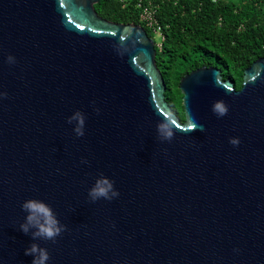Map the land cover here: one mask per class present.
I'll return each instance as SVG.
<instances>
[{
    "label": "water",
    "instance_id": "95a60500",
    "mask_svg": "<svg viewBox=\"0 0 264 264\" xmlns=\"http://www.w3.org/2000/svg\"><path fill=\"white\" fill-rule=\"evenodd\" d=\"M99 1L0 0V264H32L33 242L46 264H264V56L238 89L216 66L183 75L181 120L153 40ZM168 115L204 130L161 141ZM101 173L119 196L92 202ZM29 198L66 225L55 242L20 230Z\"/></svg>",
    "mask_w": 264,
    "mask_h": 264
},
{
    "label": "trees",
    "instance_id": "16d2710c",
    "mask_svg": "<svg viewBox=\"0 0 264 264\" xmlns=\"http://www.w3.org/2000/svg\"><path fill=\"white\" fill-rule=\"evenodd\" d=\"M138 0L122 4L100 0L94 4L101 17L144 27ZM164 39L155 43V61L166 85L165 99L184 119L179 79L201 66H216L223 78L240 88L246 67L264 56V0H152Z\"/></svg>",
    "mask_w": 264,
    "mask_h": 264
},
{
    "label": "clouds",
    "instance_id": "9594fccd",
    "mask_svg": "<svg viewBox=\"0 0 264 264\" xmlns=\"http://www.w3.org/2000/svg\"><path fill=\"white\" fill-rule=\"evenodd\" d=\"M7 59L10 64L15 63L13 56L9 55ZM6 95V93L0 92V98ZM97 111L99 110L97 109ZM212 111L217 116L223 117L228 113V106L222 99H218L213 102ZM68 123H74L73 131L76 136L81 137L84 135L85 116L81 111L76 110L73 112L68 117ZM198 128L200 131L204 130L203 125H198L194 121L181 126L171 115H168L157 123V134L161 141H171L177 130L192 132ZM229 142L234 146L240 143L237 137L230 138ZM118 196L119 192L115 189L114 182L102 173L97 177L88 191V197L92 202L101 198L112 200ZM21 209L26 213V216L24 222L19 225V228L25 234L30 233L33 240L44 239L55 242L56 238L66 230V225L59 221L52 207L42 200L35 198L26 199L21 204ZM25 255L33 256L32 264H46L49 260L48 250L35 242L25 249Z\"/></svg>",
    "mask_w": 264,
    "mask_h": 264
},
{
    "label": "built area",
    "instance_id": "2783aa9c",
    "mask_svg": "<svg viewBox=\"0 0 264 264\" xmlns=\"http://www.w3.org/2000/svg\"><path fill=\"white\" fill-rule=\"evenodd\" d=\"M122 4L127 3L129 0H118ZM137 7L140 8L139 18L145 23V25L152 29L153 33H158L160 36V42L156 43L158 47L161 46V41L164 39V36L161 33V25L155 17V9L152 5V0H138ZM155 45V43H154Z\"/></svg>",
    "mask_w": 264,
    "mask_h": 264
},
{
    "label": "rangeland",
    "instance_id": "374dc122",
    "mask_svg": "<svg viewBox=\"0 0 264 264\" xmlns=\"http://www.w3.org/2000/svg\"><path fill=\"white\" fill-rule=\"evenodd\" d=\"M152 40L154 43H159L160 42V36L158 33H154L153 36H152Z\"/></svg>",
    "mask_w": 264,
    "mask_h": 264
}]
</instances>
